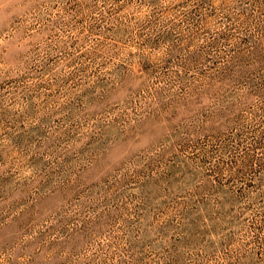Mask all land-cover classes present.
<instances>
[{
	"label": "rangeland",
	"instance_id": "374dc122",
	"mask_svg": "<svg viewBox=\"0 0 264 264\" xmlns=\"http://www.w3.org/2000/svg\"><path fill=\"white\" fill-rule=\"evenodd\" d=\"M0 264H264V0H0Z\"/></svg>",
	"mask_w": 264,
	"mask_h": 264
}]
</instances>
